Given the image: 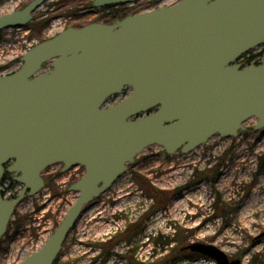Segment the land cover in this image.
Instances as JSON below:
<instances>
[{
    "label": "water",
    "instance_id": "1",
    "mask_svg": "<svg viewBox=\"0 0 264 264\" xmlns=\"http://www.w3.org/2000/svg\"><path fill=\"white\" fill-rule=\"evenodd\" d=\"M48 1L0 16V31L24 28ZM135 1L92 0L90 8ZM262 44L264 0H178L112 24L68 27L28 49L0 76V180L7 172L23 186L8 200L0 187V240L19 203L45 187L44 170L81 166L84 175L68 187L77 199L47 241L17 264H54L84 207L147 147L187 154L215 135L236 137L251 118L264 130V63H235ZM124 89L128 96L107 105ZM183 250L240 264L212 245Z\"/></svg>",
    "mask_w": 264,
    "mask_h": 264
},
{
    "label": "rangeland",
    "instance_id": "2",
    "mask_svg": "<svg viewBox=\"0 0 264 264\" xmlns=\"http://www.w3.org/2000/svg\"><path fill=\"white\" fill-rule=\"evenodd\" d=\"M30 1L0 0V16ZM177 1L136 0L103 11L90 8L92 0H50L24 28L0 31V76L15 72L29 48L68 27L111 24L114 11L132 15ZM260 50L252 62H263ZM255 124L248 119L236 137L215 135L187 154L147 147L84 207L54 264H216L183 250L194 243L212 245L240 264H264V130H255ZM61 167L48 168L45 187L16 207L0 240V264H17L39 250L76 201L78 194L67 187L82 176V168L62 173ZM6 185L1 183L7 199L22 189Z\"/></svg>",
    "mask_w": 264,
    "mask_h": 264
},
{
    "label": "flooded vegetation",
    "instance_id": "3",
    "mask_svg": "<svg viewBox=\"0 0 264 264\" xmlns=\"http://www.w3.org/2000/svg\"><path fill=\"white\" fill-rule=\"evenodd\" d=\"M259 58L264 62V54L260 55ZM243 62H244V59H241V60H239V61L237 62V64H242ZM257 62H259V61H257ZM56 165H57V164H56ZM58 165H61V164H58ZM61 166H62V167H61V172L63 173V172H65V171H62V169H63V165H61ZM129 166H131V165H128V168H129ZM50 167H51V166H50ZM50 167H49V168H50ZM72 168H73V167H72ZM81 168H82V176H83V175H84V168H83V167H81ZM128 168H127V170H128ZM47 169H48V168H47ZM47 169H46V170H47ZM70 169H71V168H70ZM70 169H68V170H70ZM46 170H44V171L42 172V174H41V177H42L43 181H44L43 173H44ZM68 170H66V171H68ZM82 176H81V177H82ZM81 177H80V178H81ZM120 177H121V176H120ZM120 177H119V178H120ZM80 178H79V179H80ZM79 179H78V180H79ZM78 180H76V181H78ZM76 181H75V182H76ZM116 181H117V180H116ZM3 182H7V185H6V189H7V190L12 189L13 186L16 185V182L14 181L13 176L10 175V174H8L7 172L4 173L2 179L0 180V187H1V183H3ZM75 182H73V183H75ZM73 183H71V184H73ZM17 184H18V183H17ZM44 184H45V181H44ZM71 184H70V185H71ZM70 185H69V186H70ZM69 186H68V187H69ZM68 187H67V189H68ZM20 191H21V190H20ZM1 192H2L3 197H4L5 199H7V198L4 196V192H5V191H4V189H2V187H1ZM19 193H20V192H19ZM10 199H13V198H10ZM96 199H97V198H96ZM7 200H8V199H7ZM52 233H53V232H52ZM52 233H51V234H52ZM51 234H50V235H51ZM50 235H49V236H50ZM55 261H56V260H55Z\"/></svg>",
    "mask_w": 264,
    "mask_h": 264
},
{
    "label": "trees",
    "instance_id": "4",
    "mask_svg": "<svg viewBox=\"0 0 264 264\" xmlns=\"http://www.w3.org/2000/svg\"><path fill=\"white\" fill-rule=\"evenodd\" d=\"M110 8H112V7H105V8H102L103 9V11H108ZM112 10V9H111ZM111 10H109V11H111ZM113 16L111 17V19H109V20H114V21H116L115 19H123L124 17H126L127 16V14L125 13V14H123V13H121V11H114L113 13H111ZM108 16V15H107ZM110 16V15H109ZM104 23H106V24H110V23H108V22H104ZM111 23H113V22H111ZM261 53L262 54H264V44L261 46ZM251 59H252V56H250V58H248V61H251ZM1 69H2V67H0V71H1ZM182 250V249H181Z\"/></svg>",
    "mask_w": 264,
    "mask_h": 264
},
{
    "label": "bare ground",
    "instance_id": "5",
    "mask_svg": "<svg viewBox=\"0 0 264 264\" xmlns=\"http://www.w3.org/2000/svg\"><path fill=\"white\" fill-rule=\"evenodd\" d=\"M262 203V202H261Z\"/></svg>",
    "mask_w": 264,
    "mask_h": 264
}]
</instances>
